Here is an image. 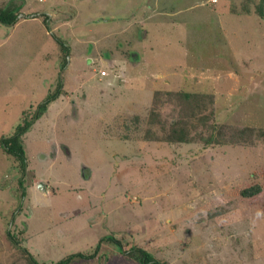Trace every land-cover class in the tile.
<instances>
[{"label": "rangeland", "instance_id": "obj_1", "mask_svg": "<svg viewBox=\"0 0 264 264\" xmlns=\"http://www.w3.org/2000/svg\"><path fill=\"white\" fill-rule=\"evenodd\" d=\"M18 1L38 18L0 22V139L62 93L24 135V178L0 147V264L88 255L108 234L163 264H264V195L234 194L264 184V139L145 137L152 107L159 136L185 114L178 91L213 95L217 123L264 128V0ZM105 243L71 264H141Z\"/></svg>", "mask_w": 264, "mask_h": 264}, {"label": "trees", "instance_id": "obj_2", "mask_svg": "<svg viewBox=\"0 0 264 264\" xmlns=\"http://www.w3.org/2000/svg\"><path fill=\"white\" fill-rule=\"evenodd\" d=\"M21 3L18 0H11L9 3L0 8V22L4 24L16 23L21 10ZM59 43L62 51L68 53V47L63 44V39L55 37ZM66 53V54H67ZM64 67V66H63ZM59 87V86H58ZM62 92L60 88H56L53 93H50L45 100H43L35 110L33 119L26 120L19 124L13 134L9 136H2L0 139V147L4 149V152L14 157L18 162L17 167L23 172V178L27 170V158L24 146V135L32 127L33 120L35 118L42 117L48 109V104L55 99H57ZM170 95H175L181 102L182 105L186 107V112L183 116L176 118L174 123L169 124V130L165 129L162 136H159L157 132L152 128L158 120V114L154 107L150 111L149 127L146 129L145 137L148 139H153L149 135L154 133L157 135L159 140L169 141L173 143H190L197 140H201L206 144H223L227 142H241L246 141L248 136H255L264 139V128H257L252 126L237 127L234 124L217 123L215 119L216 112L214 110V97L213 95L204 92H190V91H178L171 92ZM206 127V134L200 131L199 126ZM197 128L196 138L191 133V128ZM264 173V169L262 171ZM255 174H260L259 170L255 171ZM23 181V179H21ZM234 194L243 199H246L250 204L257 205L263 202L264 195V184L254 183L248 184L234 190ZM262 206V205H260ZM10 241L15 246H20L19 240L11 234L8 233ZM106 242V243H105ZM103 243H111L120 247V254H128L132 258L139 259L141 264H163L152 254L149 253L145 248L140 246H133L130 249H125L124 245L119 242L113 235H105L100 239V242L95 247V250L88 255L83 252H77L73 254H68L64 258L60 259L55 264H71L73 261L78 259H90L98 256L99 249L102 248ZM29 254V251L25 249ZM105 256V255H103ZM30 260L36 262L33 256L29 258ZM102 263V262H101ZM35 264H38L37 262Z\"/></svg>", "mask_w": 264, "mask_h": 264}, {"label": "built area", "instance_id": "obj_3", "mask_svg": "<svg viewBox=\"0 0 264 264\" xmlns=\"http://www.w3.org/2000/svg\"><path fill=\"white\" fill-rule=\"evenodd\" d=\"M210 1H211L212 3H216V2H217V0H210ZM99 72H100V74H101L102 76H104V77H106V76L109 75L108 71L105 70V69H102V70H100ZM115 76H119V75L115 74Z\"/></svg>", "mask_w": 264, "mask_h": 264}, {"label": "crops", "instance_id": "obj_4", "mask_svg": "<svg viewBox=\"0 0 264 264\" xmlns=\"http://www.w3.org/2000/svg\"><path fill=\"white\" fill-rule=\"evenodd\" d=\"M23 18H25V19H29V18L37 19L38 17H32V16H29V15H26L25 13L20 12V14H19V20H20V19H23ZM19 20H18V21H19ZM18 21H17V22H18ZM17 22H16V23H17ZM16 23H15V24H16Z\"/></svg>", "mask_w": 264, "mask_h": 264}, {"label": "water", "instance_id": "obj_5", "mask_svg": "<svg viewBox=\"0 0 264 264\" xmlns=\"http://www.w3.org/2000/svg\"><path fill=\"white\" fill-rule=\"evenodd\" d=\"M18 18H19V16H18ZM10 25H13V24L11 23ZM42 189H43V186H42Z\"/></svg>", "mask_w": 264, "mask_h": 264}]
</instances>
